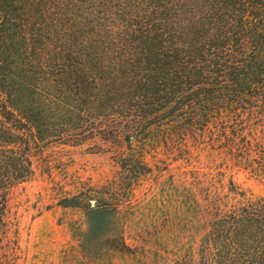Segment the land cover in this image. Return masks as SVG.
Segmentation results:
<instances>
[{
  "label": "trees",
  "instance_id": "16d2710c",
  "mask_svg": "<svg viewBox=\"0 0 264 264\" xmlns=\"http://www.w3.org/2000/svg\"><path fill=\"white\" fill-rule=\"evenodd\" d=\"M200 137L222 184L166 264H264V195L232 174L264 185V0H0V264L49 146L113 148L138 179L146 145Z\"/></svg>",
  "mask_w": 264,
  "mask_h": 264
},
{
  "label": "rangeland",
  "instance_id": "374dc122",
  "mask_svg": "<svg viewBox=\"0 0 264 264\" xmlns=\"http://www.w3.org/2000/svg\"><path fill=\"white\" fill-rule=\"evenodd\" d=\"M202 140L188 139V153L176 141L146 145L138 179L113 148L49 146L35 160L34 176L10 192L1 264L172 262L189 247L195 210L222 184V151ZM232 174L246 194L264 195V185L243 170Z\"/></svg>",
  "mask_w": 264,
  "mask_h": 264
}]
</instances>
